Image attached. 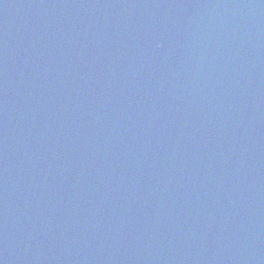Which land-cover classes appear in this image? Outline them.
I'll list each match as a JSON object with an SVG mask.
<instances>
[{"label":"water","instance_id":"water-1","mask_svg":"<svg viewBox=\"0 0 264 264\" xmlns=\"http://www.w3.org/2000/svg\"><path fill=\"white\" fill-rule=\"evenodd\" d=\"M0 264H264V0H0Z\"/></svg>","mask_w":264,"mask_h":264}]
</instances>
